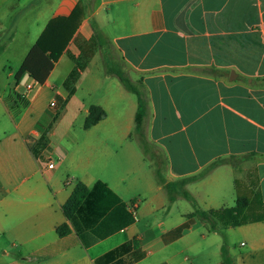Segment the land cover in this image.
<instances>
[{
    "label": "crops",
    "instance_id": "0c3cea01",
    "mask_svg": "<svg viewBox=\"0 0 264 264\" xmlns=\"http://www.w3.org/2000/svg\"><path fill=\"white\" fill-rule=\"evenodd\" d=\"M80 1L0 0L5 42L22 32L25 48L0 92V264H264V0H92L46 83L16 82L48 23ZM92 20L144 86L147 149L137 96L98 70ZM92 106L107 116L86 130ZM79 184L89 194L69 218ZM185 194L249 220L209 231Z\"/></svg>",
    "mask_w": 264,
    "mask_h": 264
},
{
    "label": "trees",
    "instance_id": "16d2710c",
    "mask_svg": "<svg viewBox=\"0 0 264 264\" xmlns=\"http://www.w3.org/2000/svg\"><path fill=\"white\" fill-rule=\"evenodd\" d=\"M89 4L86 1L81 0L76 8L73 10L69 17H60L51 20L46 26L45 30L41 34L40 38L37 40L36 44L33 46L28 56L24 60L23 64L17 71L15 75L16 82H19L24 75L30 76L39 85L46 83L50 73L52 72L55 63L58 62L60 57L63 55L68 44L76 34L78 28L80 27L83 20L86 18L87 10ZM94 36L99 44V52L101 54L102 62L105 66L106 73L108 75L116 77L120 83L129 92L135 94L138 98L139 109L136 114V129L135 132L141 139V143L144 149H147V144L145 141V122L147 119V109L146 101L144 95V86L141 82H133L127 75L124 66L117 60L120 54L115 48L113 43L106 39L99 29L98 25L94 20L91 22ZM120 60L124 63L120 56ZM80 75V69L75 68L66 81L64 82V87L72 92L73 85L76 84ZM263 82L264 80H256V82ZM106 112L98 106H92L89 110V115L86 118L84 129L88 130L98 123L106 119ZM251 156H257L253 153ZM249 156L242 158L248 159ZM222 164V161L215 162L212 164L204 173V175L216 167ZM89 190L79 184L77 190L72 196L71 200L65 207V214L70 218L69 208H77L81 203L87 198ZM260 196V194H258ZM185 198L193 205L194 212L189 216L190 218H196L203 224H205L209 231L218 230L220 227L228 226H239L246 224L249 220V214L247 213L245 207L239 206L236 208L225 209L220 211H204L198 207L195 200L189 195L185 194ZM189 224H185L182 228L188 227ZM69 229L67 226H61L58 229L60 236H65L68 234ZM136 246V243H134ZM131 245L123 246L113 253H110L104 260L109 259L111 256L117 255L122 250H126Z\"/></svg>",
    "mask_w": 264,
    "mask_h": 264
},
{
    "label": "rangeland",
    "instance_id": "374dc122",
    "mask_svg": "<svg viewBox=\"0 0 264 264\" xmlns=\"http://www.w3.org/2000/svg\"><path fill=\"white\" fill-rule=\"evenodd\" d=\"M83 1H86L90 7L93 3L92 0H83ZM22 11H23V9H15L13 12L16 15L18 13H22ZM11 20H12V17L9 19V21H11ZM9 31H10V23L8 22V24L5 25V27L0 31V92L5 91L6 88L10 85L13 86V84H14L13 74L18 69V67L21 63L22 53L25 51L22 32H18V34L16 35V36H18V38L12 44H7L5 42L6 37L9 35ZM32 36H33V34H30V37H32ZM2 47L4 49H2ZM117 60L124 66L128 76L130 75L129 73H131V74L133 73L131 70L126 69L125 64L122 63V61L120 60V56H119V58H117ZM100 62L101 63L99 64L98 70L100 71V73L102 75L107 74L103 62L102 61H100ZM98 70H96V71H98ZM50 104H51V102H48V106H50ZM148 118H149V114L147 112V120H148ZM58 120H59V117L56 118L55 124L58 122ZM50 124H51V121L49 122L48 126H46V131L48 133L51 132V130H53V126L49 127ZM66 125H67V123H65V127H64V125H62V127H61L62 131L65 128H67ZM73 131H74V135L76 137H79L83 134L82 133L83 128H82V126H80L79 122L75 123ZM52 159H53V161H57V158H52ZM261 214H262V216H264V211L261 212ZM251 217L256 218V217H259V215L258 214L257 215L252 214Z\"/></svg>",
    "mask_w": 264,
    "mask_h": 264
},
{
    "label": "built area",
    "instance_id": "2783aa9c",
    "mask_svg": "<svg viewBox=\"0 0 264 264\" xmlns=\"http://www.w3.org/2000/svg\"><path fill=\"white\" fill-rule=\"evenodd\" d=\"M56 102H53L52 104H51V108H56ZM54 167H55V165H54V163L52 162V160H50L49 161V163H48V165H47V168L48 169H50V170H52V169H54Z\"/></svg>",
    "mask_w": 264,
    "mask_h": 264
}]
</instances>
